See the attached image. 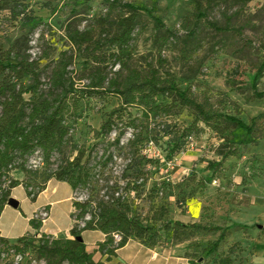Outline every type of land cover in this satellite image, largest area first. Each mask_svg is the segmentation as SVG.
<instances>
[{"label":"rangeland","instance_id":"1","mask_svg":"<svg viewBox=\"0 0 264 264\" xmlns=\"http://www.w3.org/2000/svg\"><path fill=\"white\" fill-rule=\"evenodd\" d=\"M122 1L137 6L155 7L156 15L162 17L169 29L179 30L180 35L185 33L181 29L183 19L190 18L193 14L191 0ZM25 2L28 4L27 14L37 16L41 23L31 29L33 24L29 20L20 18L15 21L8 11H0V43L9 48L16 39L23 38V46H28L30 59L38 60L41 90L44 93L50 89V76L61 52L66 51L72 59L68 69L71 71L74 87L81 91L89 82L86 73L82 72L89 59L85 54L80 55L73 50L66 37V28L72 24L83 29L95 16L106 14L108 5L104 0ZM241 7L240 2L214 0L209 19L221 25L222 12L239 11L233 22L244 28L243 34L226 38L203 24L197 40L186 46L188 57L181 55L184 43L176 46L170 44L164 48L157 44L155 36L158 32L147 16H144L146 29L137 34L134 46L141 64L153 62L157 66L160 56L165 58L167 62L161 68L164 77L173 78L182 88L191 87L197 100L207 107L250 123L253 117L264 114V98H254L250 89L255 64L264 55V0H253ZM223 38L225 43L221 42ZM245 41L252 43L243 48ZM110 50L107 46L106 51ZM45 53L49 54L46 58L43 57ZM91 62L90 59V65ZM107 64L111 76L118 66L113 67L110 61ZM188 65L193 69H188ZM235 68L239 69L238 75L233 73ZM229 77L236 80L239 89L227 84ZM24 83L27 86L32 84L33 78H26ZM259 88L264 91V77ZM29 96L25 94L26 99ZM79 96L81 99L77 108L72 105V96L66 113L70 125L68 144L61 151L53 153L49 163L44 160L41 152L39 157H33L29 161L28 169L31 172L14 169L5 180L4 186L8 185L11 178L25 182L32 177L35 181V194L42 185L48 186L47 191L39 197L37 194L36 199L29 197L23 185L13 188L11 197L19 202V207L7 206L0 218V229L11 241H16L24 234H35L29 219L34 218L36 212L40 214L41 205L51 201L57 202L53 204L50 220H46L44 228L42 223L39 234L56 237L46 233L45 229L54 223L64 230L71 221L72 224L76 223L79 210L74 208L70 212L71 202L65 199L73 195V190L67 183L58 182L53 174L64 159L72 160L76 156V146H84L88 153L86 166L90 172V180L87 185H80L74 191L73 202L91 199L92 212L98 200L108 199L115 190L118 192L116 195L126 198L127 204L131 206L129 209L134 212L138 210L144 214L150 206L151 211L160 212L164 209L165 215L156 223L157 228L166 221L176 219L186 223L201 221L221 226L239 223L246 227L233 226L221 246V252L227 253L233 248L232 257L236 264H264V118L258 120L256 141H249L238 127L229 126L228 136L239 145L237 156L222 160L216 153L223 141L222 136L213 127L201 122L200 126L204 131L187 138L181 150L169 158L167 147L171 135H164L168 130L166 125L177 124L178 128L189 126L194 118L192 111L179 106L173 117L145 119L139 107H131L124 120L136 118L134 127L127 128L122 122H117L110 135L97 137L93 131L100 128L106 114L118 105V100L115 96H87L83 92L76 93L75 97ZM162 100L170 102V98L164 97ZM224 125L225 123H221V126ZM122 130L124 133L117 143L116 139ZM140 132L141 136L146 137L139 144L136 154L131 141ZM210 161L221 162V165L215 171L210 166ZM145 179L146 184L138 191L141 196L131 188L129 191L128 182L141 183ZM56 183L57 190L53 193ZM149 190H154L151 191L150 199L147 197ZM204 207L207 208L206 211H203ZM90 217L87 214L85 218ZM82 224L84 222L80 226ZM217 236L218 233L201 232L197 240L204 247L216 240ZM58 237H64L63 233H58ZM100 239L102 234L96 230H87L83 234V240L89 248ZM190 245V242L174 244L170 234L161 231V239L155 247L142 246L145 258L154 260L156 264H191L186 256V252L191 250ZM2 250L3 246L0 244V252ZM128 250V253L134 251L131 246ZM97 255L101 257L100 253ZM0 264H44V260L35 251L25 256L4 252L0 253ZM197 264H214V259L201 257Z\"/></svg>","mask_w":264,"mask_h":264},{"label":"trees","instance_id":"2","mask_svg":"<svg viewBox=\"0 0 264 264\" xmlns=\"http://www.w3.org/2000/svg\"><path fill=\"white\" fill-rule=\"evenodd\" d=\"M252 1L221 0L226 3L240 2L241 8ZM104 2L108 5L106 14L95 16L83 29L72 24L66 28V37L73 50L80 55L85 54L89 59V61L86 60L87 64L82 71L86 73V79L89 82L81 91L74 87V80L68 69L72 59L66 51L61 52L50 76V89L44 93L41 90L38 60L30 59L27 53L28 46H23V38L16 39L9 48H5L0 43V217L12 195L13 188L25 186L29 197L33 199L46 189L44 184L35 194L33 187L35 181L32 177L25 182L11 178L8 185L4 186V183L14 169L31 172L28 169L29 161L33 157H39L41 152L44 160L49 163L51 155L61 151L68 144L70 125L66 113L72 96H74L72 105L77 108L81 97L76 98V93L83 92L87 96H115L118 100V105L106 114L100 128L93 131L97 137L110 135L117 122H122L127 128L134 127L136 118L129 117V120H124L131 107H139L145 119L173 117L178 112L179 106L192 111L194 118L189 126L178 128L177 124L166 125L168 130L164 135H171L167 147L169 158L181 150L187 138L204 131L200 126L201 122L213 127L222 136L223 141L216 149V153L222 160L238 155V142L227 134L229 126L241 129L249 141L257 140L258 120L264 118V114L253 117L250 123H246L237 116L207 107L205 103L197 100L191 87L182 88L173 78L168 79L163 76L161 68L167 62L165 58L160 56L157 66L153 62L143 65L138 60L134 46L137 34L146 29L147 23L144 16H147L158 32L155 42L162 48L170 44L176 46L184 43L181 55L188 57L189 51L186 46L197 40L203 24L226 38L234 35L241 36L244 28L236 26L233 22V19L239 15V11L222 12L223 22L219 25L218 22L209 19L214 0H191L193 14L190 18L183 19L181 29L185 30V33L180 35L179 30L169 29L162 17L156 15L155 7L137 6L122 0H104ZM27 10L28 4L25 0H0V11H8L15 21L20 18L29 20L33 24L31 29H34L41 23V19L35 15H28ZM224 40L223 38L221 42L225 43ZM251 43L252 41H245L242 47ZM107 46L111 49L109 52L106 51ZM48 56L49 54L45 53L43 57ZM109 61L113 67L118 66L111 76L107 64ZM189 68L193 69L188 65ZM233 73L238 75L239 69L235 68ZM28 77L33 78V83L27 86L24 80ZM263 77L264 55L255 64L250 83L252 96L256 99L264 98V91L259 88ZM227 84L232 88H240L232 77L227 79ZM25 94L30 95L28 99ZM164 97L170 98V102H164L162 100ZM221 123L225 125L221 126ZM123 133L124 130L116 139L117 143ZM141 135L142 132L131 141L136 154H138L139 144L146 137ZM75 149L76 156L72 160L64 159L53 174L57 181L68 183L74 191L80 185H87L90 180V172L86 166L87 149L84 146H76ZM209 164L216 171L221 162L210 161ZM145 184L146 179L141 183L128 182L127 187L129 191L131 188L141 196L142 194L138 191ZM151 191L154 190L148 191L149 199L152 195ZM117 193L114 190L108 199L98 200L92 212L91 199L73 202V207L79 212L76 223L72 224L69 230V237L39 234L43 222L31 218L29 224L36 233L24 234L16 241H11L0 234V244L3 246L0 253L8 252V254L25 256L35 251L44 260V264H105L115 257L117 251L130 240H135L146 247H155L163 231L170 234L174 244L190 242L191 250L186 252V256L191 264H197L201 257H212L214 264H236L232 257L234 249L230 248L225 253L221 252V246L233 226L246 227L245 225L234 223L221 226L201 221L186 223L176 219L166 221L163 226L157 228L156 223L160 222L165 215L164 209L160 212L151 211L152 206H150L144 214L138 210L134 212L129 209L131 206L127 204L126 198L116 195ZM206 210L207 208L204 207L203 211ZM87 214L91 215L89 219L85 218ZM81 222H84L83 226H80ZM87 230L100 231L105 235V239L97 242L92 251L87 249L83 240V233ZM201 232L218 233V236L216 240L202 247L197 240ZM114 234L122 235L118 245H114ZM97 252L105 258L96 261L94 255Z\"/></svg>","mask_w":264,"mask_h":264},{"label":"crops","instance_id":"3","mask_svg":"<svg viewBox=\"0 0 264 264\" xmlns=\"http://www.w3.org/2000/svg\"><path fill=\"white\" fill-rule=\"evenodd\" d=\"M58 182H61V183H66V182H63V181H58ZM52 183V181H50L49 182V184H51ZM48 184V185H49ZM68 184V183H67ZM57 183L55 184V186H54V188H53V190H52V192L54 193L56 190H57ZM69 185V184H68ZM70 186V185H69ZM71 187V186H70ZM47 189H48V186L46 187V189H44L39 195H38V197L41 195V194H43V193H45L46 191H47ZM72 189V188H71ZM73 190V189H72ZM73 195H74V190H73ZM73 195L71 196V195H69L67 198H65L66 200H68V201H70L71 202V210H70V212L72 211V209H74V207H73V201H72V198H73ZM37 197V198H38ZM57 201H51V202H48V203H45V204H43V205H41V207H44V206H46V207H48L49 208V211H50V216H51V213H52V206H53V204H55ZM7 206H9V205H6V207H5V209L7 208ZM4 209V210H5ZM1 218V217H0ZM31 219V218H30ZM29 219V220H30ZM46 220H50V217L48 218V219H46ZM46 220L43 222V228H44V226H45V224H46ZM71 226H72V221H71V223L69 224V225H67L66 226V228L64 229V230H61V228L59 227V226H57L56 224H52L50 227H48L47 229H45V232L46 233H50V234H53V235H55L56 237H58V233H63V236L64 237H69L70 235H69V230H70V228H71ZM100 232V231H99ZM0 233H1V236H4V237H7L4 233H3V231L0 229ZM101 234H102V239H100L99 241H97V242H100V241H103L104 239H105V235L102 233V232H100ZM84 234V233H83ZM8 238V237H7ZM96 242V243H97ZM95 243V244H96ZM95 244L91 247V248H89L88 247V245H87V243H86V245H87V249L89 250V251H92L96 246H95ZM130 246H131V248L134 250L133 251V253H128L130 250H128L129 248H130ZM127 252V255H124L125 253ZM97 254H99V252H97L95 255H94V258H95V260L96 261H98V260H102L103 259V256L101 255V257H99ZM105 264H156V262L154 261V260H147L146 258H145V251H144V249H143V246L139 243V242H137V241H135V240H130L123 248H121V249H119L118 251H117V255L115 256V257H113L110 261H107V262H105Z\"/></svg>","mask_w":264,"mask_h":264},{"label":"built area","instance_id":"4","mask_svg":"<svg viewBox=\"0 0 264 264\" xmlns=\"http://www.w3.org/2000/svg\"><path fill=\"white\" fill-rule=\"evenodd\" d=\"M49 215H50L49 208L44 206L40 209V214L37 212L35 213L34 218L41 219L44 222L49 217ZM121 240H122L121 234H114V245H118Z\"/></svg>","mask_w":264,"mask_h":264},{"label":"water","instance_id":"5","mask_svg":"<svg viewBox=\"0 0 264 264\" xmlns=\"http://www.w3.org/2000/svg\"><path fill=\"white\" fill-rule=\"evenodd\" d=\"M7 205H9V206H11L13 208H18L19 207V202L15 198L10 197L8 199ZM79 239L81 240L82 238H79Z\"/></svg>","mask_w":264,"mask_h":264}]
</instances>
